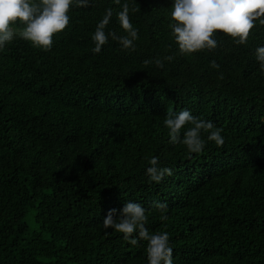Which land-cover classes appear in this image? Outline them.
<instances>
[{
  "label": "trees",
  "instance_id": "16d2710c",
  "mask_svg": "<svg viewBox=\"0 0 264 264\" xmlns=\"http://www.w3.org/2000/svg\"><path fill=\"white\" fill-rule=\"evenodd\" d=\"M128 3L138 9L129 12L135 50L109 37L92 52L106 9L105 32L127 35L114 0L73 4L49 51L20 38L0 50V264H147L146 241L133 246L102 224L128 201L147 210L149 232L169 234L173 264H264V74L255 55L264 25L256 21L246 44L217 32L216 49L181 55L168 27L173 0ZM165 56L173 60L157 67ZM181 110L221 128L224 144L203 132L200 153L169 143L164 120ZM152 157L173 174L151 182ZM153 201L167 204V220Z\"/></svg>",
  "mask_w": 264,
  "mask_h": 264
},
{
  "label": "clouds",
  "instance_id": "9594fccd",
  "mask_svg": "<svg viewBox=\"0 0 264 264\" xmlns=\"http://www.w3.org/2000/svg\"><path fill=\"white\" fill-rule=\"evenodd\" d=\"M121 5V0H114ZM89 7L90 0H0V50L13 42L16 38L30 41L34 47L49 51L53 45V35L66 29L70 23L67 13L72 5ZM128 0L121 5L117 13L120 27L127 35H118L115 31L106 33L105 28L110 23L112 9H106L102 20L96 25L91 40L95 47L94 54H98L108 43L109 37L117 41L124 49L135 50L134 41L138 39V30L133 27L129 12ZM264 25V0H173L171 6V21L168 27L174 37L181 55H191L197 51H212L218 47L215 33H224L233 39L237 45L247 43L251 30L256 21ZM19 24L17 28L13 25ZM261 73L264 74V46L255 51ZM171 62L172 56H165L163 60L155 59L157 67H163V61ZM152 61L145 60L147 65ZM210 67L219 69L213 60ZM218 79H224L220 73ZM164 125L169 129V143L183 144L190 153H200L206 144L201 133H207V141L215 142L217 146L224 144L222 129L216 127L212 121L195 117L188 110L179 113H169ZM191 125L187 130L185 126ZM183 135L181 137V133ZM146 175L151 182L159 183L165 176H171L173 170L158 167V157H152ZM152 207L161 212V220H167L163 215L167 211L165 202L153 201ZM146 209L136 202L128 201L117 215L116 209H110L102 224L105 229L112 228L122 233L124 238L133 246L139 241H146L147 264H173V249L170 246L167 232L151 233L145 226L147 223ZM134 234H136L135 238Z\"/></svg>",
  "mask_w": 264,
  "mask_h": 264
}]
</instances>
